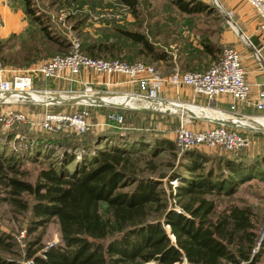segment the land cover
I'll list each match as a JSON object with an SVG mask.
<instances>
[{
  "label": "trees",
  "instance_id": "1",
  "mask_svg": "<svg viewBox=\"0 0 264 264\" xmlns=\"http://www.w3.org/2000/svg\"><path fill=\"white\" fill-rule=\"evenodd\" d=\"M19 1L30 27L26 36L11 34L4 39L10 53L21 52L29 66L33 59L46 58L49 45L58 51L70 49L71 41L52 34L40 20L32 0ZM117 1L138 17L140 0ZM75 2L52 0L57 6ZM172 2L187 15H210L214 10L204 0ZM68 17L75 18L71 30L78 32L79 51L87 56L127 61L143 57L152 62L169 58L141 31L113 26L100 29L102 37H96L81 33L83 17ZM122 41L136 46L134 56ZM16 42L19 50L14 51ZM200 43L211 55L221 50L205 39ZM41 138L30 137L21 148L23 160L47 162L34 182L18 176L24 172L17 155L0 151L1 188L20 211L30 212L29 231L43 229L53 219L59 226V242L42 247L39 234L28 243L30 264H257L264 256V241L257 246L254 207L229 202L217 211L216 201L209 198L214 194L230 198L253 179L264 182V151H180L171 138L126 124L73 139ZM163 153L169 157L162 159ZM23 194L31 195L32 203ZM175 204L179 209L171 206ZM164 225L170 230L166 227L165 232ZM12 248L0 232V264H16L2 255L12 253Z\"/></svg>",
  "mask_w": 264,
  "mask_h": 264
},
{
  "label": "rangeland",
  "instance_id": "2",
  "mask_svg": "<svg viewBox=\"0 0 264 264\" xmlns=\"http://www.w3.org/2000/svg\"><path fill=\"white\" fill-rule=\"evenodd\" d=\"M33 7L37 10V15L40 17V20L44 22L49 28L52 34L60 36L65 42L69 43L72 40H80L78 39V32L71 30V25L74 22L75 18H69L68 15L71 14L74 17H83L84 22L81 24V33H91L96 37H102L101 30L111 29L113 26L115 27H125L132 30H138L147 35V37L155 43L158 47L164 48L167 52L169 51V58L166 61L160 62H152L150 59H144L143 57H138L130 60H123L128 63H142L144 65H149L154 67L161 74L160 66L165 67L168 71L169 76L171 73L176 71V67L174 65V58L171 54V51L175 53V50L179 47L191 48V44L199 42L203 39H210L209 34L212 32V27L215 28L217 33L219 34L224 28L232 27L229 21L227 20L226 14L225 16L222 13V10L218 8L221 6L219 0H204L209 3L214 9L213 15L206 16L204 14H196V15H187L180 12L176 6L173 4L172 0H140L139 5V15L137 18H134L132 14L122 6L117 0H76L73 6H68L66 4H61L60 6L52 4V0H32ZM218 5V6H217ZM224 11V10H223ZM209 29L203 35L201 33L202 28ZM104 38L111 40L115 37L113 36H105ZM213 39V38H212ZM214 40V39H213ZM219 41V38L217 39ZM0 43H4L0 48V64L5 69L4 78H11V76L15 74H21L23 71L29 67L36 66L31 64H25L26 62L21 59L22 53L13 54L14 52L8 50L9 44L4 39L0 40ZM123 47L125 50H131V56H134V52L136 51V46L133 45L129 41H122ZM221 50L216 54L215 60L211 63L219 60L222 50L224 48H229L231 45L222 43ZM13 49V48H12ZM45 49L46 52V60L54 55H58L63 52H69L70 49L58 51L56 48L52 49V46L49 45ZM196 49V47H194ZM197 50V49H196ZM196 50H193L196 52ZM18 57L12 61V58ZM118 59V58H117ZM122 60V59H120ZM12 61V62H11ZM44 62V61H43ZM13 64H19L18 67L12 66ZM25 64V65H24ZM40 64V63H39ZM190 71L195 70L194 68H190ZM179 71V70H177ZM104 74V73H103ZM116 74V73H112ZM110 74V75H112ZM118 74V73H117ZM107 75V74H106ZM163 75V74H162ZM165 76V75H163ZM34 80V79H33ZM36 94V93H35ZM68 94L64 98L69 99L71 96L75 95H88L91 94L86 91L84 88V92L78 91H69ZM80 95V96H81ZM95 97H114V96H123L121 93H92ZM119 99V98H118ZM36 101H42V99H35ZM120 100H118L119 102ZM132 101L136 103L144 102V100L133 99ZM41 105L42 107L47 108L42 111L41 117L33 118L30 115H27L24 110L20 109V106L25 105ZM67 105L69 111L66 113L73 112L75 110L81 109L83 104H61ZM146 105V103H145ZM143 105V107L145 106ZM93 106H86L87 117L90 123H92L90 119L89 109ZM10 108H13L17 112H22L26 118V122H17L11 121L9 123H5L4 121H0V151L4 153V155H17L19 159H21L20 164L18 165L19 169L24 173L19 174L18 176L23 179H28L31 182L36 180L37 173L40 168L46 166V160L42 158H38L36 162H31L29 160H23L22 155L23 146L27 144V139L30 137H42V140L49 139H59L62 137H70L76 138V134L72 131L65 130L60 132L48 133L42 130L38 122L43 117L44 113L50 107H45V105L41 103H15L10 105ZM54 112L57 109L52 110ZM65 111V110H64ZM116 111V110H114ZM118 112V111H116ZM123 116V123H136L139 121H134V115L129 111H121L118 112ZM256 112V115L253 117H244L243 120H247L248 122L243 126H229L232 129L236 130L238 134H241L249 139L250 145L247 149H239L245 150L249 153H255L259 151H264V128L260 125L254 123L252 120L254 117H259L260 119L264 116V113L260 115ZM225 116L233 117L232 114L227 113ZM247 118V119H246ZM252 118V120H251ZM263 118V117H262ZM138 119H142V123L150 126V128H155L159 131V123L157 121H150L149 118L144 116H139ZM134 121V122H133ZM156 124V126L154 125ZM93 124V123H92ZM121 124V125H122ZM172 127V133L167 134V137L171 138L174 142L176 141V130L179 127L178 123H174ZM249 127V128H248ZM154 130V131H156ZM95 126L93 125L87 133L92 134L96 132ZM103 131V130H100ZM154 132L152 130H149ZM160 133V132H155ZM161 134V133H160ZM11 135L13 138H11ZM79 136V135H78ZM22 148V149H21ZM196 149L205 151L206 153H214L217 151L226 152L227 150L220 147H209L206 145H199ZM238 151V150H236ZM229 152V151H227ZM232 152V151H231ZM162 159L168 158V153L162 154ZM163 187L167 189V185L163 184ZM7 191L4 188H1L0 185V232L6 234V241H10L13 243L12 253H2L4 257L7 259L14 260L16 264H23L27 260H29L26 256V251L28 248V243L33 241L37 235L42 234V239L40 244L42 247L49 246L51 244H55L60 240V232L59 226L55 219L51 220L45 228H37L36 230L29 231L32 225L31 214L29 211H20L10 200H8ZM24 197L29 203H32V196L23 194ZM209 198L214 199L217 204V211H220L223 207H225L229 202H233L237 205H251L254 207V211L256 212L258 219V241L257 246H259L264 241V234L259 240L261 230L264 227V182L253 179L249 182L242 184L236 193L228 198L222 195H210ZM171 203V201H170ZM176 209H179L177 204L171 205ZM167 226L164 225V229ZM169 229V227H167ZM166 232V229H165ZM37 253L40 254V248H37ZM155 264H160L157 262H153ZM150 264V262L146 263ZM175 264H183V262L175 263ZM257 264H264V256Z\"/></svg>",
  "mask_w": 264,
  "mask_h": 264
},
{
  "label": "crops",
  "instance_id": "3",
  "mask_svg": "<svg viewBox=\"0 0 264 264\" xmlns=\"http://www.w3.org/2000/svg\"><path fill=\"white\" fill-rule=\"evenodd\" d=\"M219 1L222 9L233 11L231 20L234 22L235 27L241 30L243 37H241L233 27L224 28L219 34L215 28L212 27V32L209 34L210 39H205V41L212 43L216 47L219 46L220 48L222 43H226L239 52L245 80L249 84L250 90L246 101L236 103L235 113L239 116L246 117L256 115V112H258V116L264 113L256 109L253 105L257 93L264 88V31L260 28V17L244 0ZM213 14L214 12L210 15ZM29 27V20L19 0H0V40L7 39L11 34L17 35V38L26 36ZM208 29L209 27L200 30L204 35ZM218 38L219 41H217ZM190 46L191 48L179 47L178 50H175V53L171 51L175 61L173 67H176V70L179 71H189L190 68H194L195 70H206L212 64L211 62L215 60V54L217 53L215 52L214 55H211L205 52L200 41ZM194 47H196L197 50L194 49ZM13 50H19L18 42L15 43ZM193 50H196V52ZM168 54H170L169 51ZM45 60V57H40L33 59L32 62L36 65ZM159 69L163 75L167 76L169 74L165 67L160 66ZM33 84L37 89H48L62 93L59 95V99H66L64 98V96H66L64 94L69 93V91L84 92V88L87 92H92L93 94L121 93L126 95L103 98H109L117 102L121 99L125 105L129 106L113 107L107 106L106 104H98L90 107V119L97 131L111 128L104 124L105 115L109 110H116L118 112L129 111L134 115V118H136L134 121L137 120L139 122L127 123L126 125L136 129L156 130L155 128H150V126L143 124L142 119H138L139 116L147 117L153 122L157 121L159 123V131H156L166 137L167 134L172 133L171 126H173L174 123L180 124L183 122L189 129L199 131L217 124L206 117H224L227 113H232L230 106L233 104V101L229 95H220L215 99H208L202 94L194 93L191 87L187 85L173 87L168 84L161 89L159 94L161 97L174 103H168L169 106L160 108L156 107L149 110L142 109L146 101L141 103H136L132 101L133 99H131V101H126L130 99L127 95L132 92H138V87L135 82H130L126 75L120 73L106 75L88 69H82L78 74L71 76L65 71L56 78L44 79L40 76H36L34 77ZM85 101L89 102L92 100L87 98ZM182 104L183 106H181ZM66 106L67 105L53 104L45 107H50L48 108V110H50L48 112H54L52 111L54 109H57L56 112H67L71 110ZM20 109L24 110L27 115L39 119L42 115V111L47 108L44 109V107L37 104L23 105L20 106ZM216 113H220V115H216ZM258 118L259 117H254L252 121L264 128V117ZM234 119L241 124H246L248 122L247 120L239 118ZM154 125L156 126L155 123Z\"/></svg>",
  "mask_w": 264,
  "mask_h": 264
},
{
  "label": "built area",
  "instance_id": "4",
  "mask_svg": "<svg viewBox=\"0 0 264 264\" xmlns=\"http://www.w3.org/2000/svg\"><path fill=\"white\" fill-rule=\"evenodd\" d=\"M260 17V28L264 31V0H244ZM224 10V9H223ZM226 17L231 19L233 11L224 10ZM239 52L232 47L222 50L219 60L212 63L206 70L174 71L169 76H163L154 67L142 63H128L114 58H93L79 51L78 40L71 41L70 51L65 54L54 55L44 62L29 67L21 74H15L11 78H4L5 69L0 64V121L9 123L11 121L26 122L27 118L22 112H17L10 105L15 103L35 102L45 106L63 104L59 95L62 93L37 89L34 87L33 79L40 76L44 79L56 78L67 71L71 76L78 74L82 69H88L98 73L110 75L120 73L127 76L130 82H135L138 92L127 95L131 99L146 101L143 107L147 110L160 108L162 105L174 103L160 96L161 89L166 85L178 87L187 85L194 93L202 94L208 99H215L220 95H229L233 104L230 106L231 114L235 118L243 119L235 113V105L244 102L248 98L250 86L245 80L244 71L240 62ZM44 96L43 101H36L33 94ZM89 96H93L89 92ZM59 94V95H58ZM71 95V94H64ZM126 96V95H123ZM53 99H57L56 102ZM83 104L81 109L70 113L45 112L39 120V127L48 133L69 130L76 135H82L93 126L87 117L86 106L98 105L93 100L89 102H78ZM254 107L264 112V88L257 93ZM109 106V105H107ZM129 106V105H127ZM253 117V116H246ZM264 117V116H262ZM247 119V118H246ZM123 116L109 110L105 115L104 124L109 127H118L123 123ZM252 120V118H251ZM199 145L209 147H220L227 151H236L249 148V139L229 126L218 124L203 130H191L180 123L176 130V146L180 151L196 148ZM176 185V181H172ZM31 259L23 264H30ZM183 264H190L183 261Z\"/></svg>",
  "mask_w": 264,
  "mask_h": 264
},
{
  "label": "water",
  "instance_id": "5",
  "mask_svg": "<svg viewBox=\"0 0 264 264\" xmlns=\"http://www.w3.org/2000/svg\"><path fill=\"white\" fill-rule=\"evenodd\" d=\"M218 8L220 10H222L223 15L225 16L222 7L219 5ZM227 20L229 21V23L231 24V26L235 29V31L241 37H243V33L241 32L240 29H238L237 27H235L234 22L231 19H229L228 17H227ZM80 95L81 94H79L77 96H80ZM84 96H88V98L90 100H93L95 103H97L99 105L100 104H106V105L113 106V107H126L127 106L123 102L103 101L101 97H95V96H89V95H84ZM53 101L56 102L57 99H53ZM60 102L63 103V104H74V103H78V102L81 103V101L78 100L77 97H72L70 99H60ZM142 109H145V108H142ZM206 118H208L209 120H211V121H213V122H215L217 124H222V125H226V126H238L239 127V126H243L244 125V124H241V123H233V122L229 121L226 117H206ZM263 234H264V227L261 230L259 240L261 239V237H262Z\"/></svg>",
  "mask_w": 264,
  "mask_h": 264
},
{
  "label": "bare ground",
  "instance_id": "6",
  "mask_svg": "<svg viewBox=\"0 0 264 264\" xmlns=\"http://www.w3.org/2000/svg\"><path fill=\"white\" fill-rule=\"evenodd\" d=\"M85 95V94H84ZM72 97H77V99L78 100H80L81 102H86L85 100L88 98L87 96H83V95H81V96H71V98ZM32 98L33 99H38V98H40V99H42V100H44L45 98H44V96L43 95H41V94H33V96H32ZM70 99V98H69ZM102 100L103 101H112V100H110L109 98H102ZM120 101L119 102H123V100H121V99H119ZM126 101H131L130 99H127ZM125 101V102H126ZM113 102H115V101H113ZM117 102V101H116ZM127 104V103H126ZM165 106H169V104H166V105H162V106H160V107H165ZM181 106H183V104L181 105ZM128 108V107H127ZM216 115H220V113L219 114H217L216 113ZM222 115V114H221ZM224 117H226L229 121H231V122H233V123H238L237 121H235V117H229V116H225L224 115ZM249 128V127H248ZM169 230H170V228H169ZM150 264H155V263H153V262H150Z\"/></svg>",
  "mask_w": 264,
  "mask_h": 264
}]
</instances>
